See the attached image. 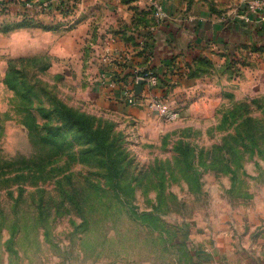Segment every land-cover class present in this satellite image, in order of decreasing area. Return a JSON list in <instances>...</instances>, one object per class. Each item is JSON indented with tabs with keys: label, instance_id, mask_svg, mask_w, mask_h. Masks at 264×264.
Returning a JSON list of instances; mask_svg holds the SVG:
<instances>
[{
	"label": "rangeland",
	"instance_id": "374dc122",
	"mask_svg": "<svg viewBox=\"0 0 264 264\" xmlns=\"http://www.w3.org/2000/svg\"><path fill=\"white\" fill-rule=\"evenodd\" d=\"M16 21H0V264H183L193 240L264 238V71L243 89L234 66L225 93L167 122L145 99L90 98L102 37L59 56ZM104 55L111 81L145 70Z\"/></svg>",
	"mask_w": 264,
	"mask_h": 264
},
{
	"label": "crops",
	"instance_id": "0c3cea01",
	"mask_svg": "<svg viewBox=\"0 0 264 264\" xmlns=\"http://www.w3.org/2000/svg\"><path fill=\"white\" fill-rule=\"evenodd\" d=\"M149 1L77 0L72 13L77 24L71 32H61L69 37L65 44L53 41L59 31L48 28L64 29L66 26L61 21H68L70 17L54 10L39 15L42 25L34 24L35 29L31 31L39 42L44 40L42 46L59 56L71 51L78 37L89 40L102 37L96 45L101 58L97 59V66L90 65L88 72L91 73L88 80L95 79V84L90 94L86 93L94 102L109 104L111 109L123 102L119 90L110 92L102 87L109 82L106 70L111 69L108 59H104L106 65L102 64L105 52L127 58L132 67L152 69L162 80L155 91L157 95L181 111L196 112L206 98L216 97L221 91L225 93L230 85L227 75L236 65L243 69L237 84L243 89L250 85V80L254 83L253 74L264 71L263 53L253 51L255 46L264 44V33L231 19L238 0H155L166 15L160 22L154 17ZM1 2L7 5L8 11L0 14V21L6 24L16 21L22 12L19 0ZM29 30L16 27L18 34ZM249 50L254 54L248 56ZM127 72L130 71L126 69L124 77ZM141 106L130 110L141 113ZM221 243V238H214V242L201 238L187 243L192 244L193 253L182 263L264 264L263 237L248 240L241 252H233L230 246L223 249ZM179 261L180 257L176 258V264H181Z\"/></svg>",
	"mask_w": 264,
	"mask_h": 264
},
{
	"label": "built area",
	"instance_id": "2783aa9c",
	"mask_svg": "<svg viewBox=\"0 0 264 264\" xmlns=\"http://www.w3.org/2000/svg\"><path fill=\"white\" fill-rule=\"evenodd\" d=\"M19 2L22 6V12L18 22L35 23L38 21L39 15L49 13L52 10L60 15L70 17L68 21H61L67 27L73 25L76 20L72 13L77 0H19ZM149 2L156 20L163 21L166 15L161 5L155 0ZM2 8L8 11V7L4 3H2ZM231 19L264 33V0H239ZM65 22L68 23L65 24ZM129 73L130 77L127 81L124 80V76H121V79H117L120 81H110L106 88L108 87L110 92L119 90L120 100L128 106H138L145 99L149 108L159 117L164 118L165 121L172 122L178 118L177 110L155 92L158 86V75L152 69L143 71L135 69ZM139 82L143 84L140 94H136L135 89Z\"/></svg>",
	"mask_w": 264,
	"mask_h": 264
},
{
	"label": "trees",
	"instance_id": "16d2710c",
	"mask_svg": "<svg viewBox=\"0 0 264 264\" xmlns=\"http://www.w3.org/2000/svg\"><path fill=\"white\" fill-rule=\"evenodd\" d=\"M18 24H20V25H18ZM18 26L19 27H28V26H33L34 24L33 23H26V22H18ZM51 28H55V27H51ZM48 29H50V27L48 28ZM253 51H256V52H264V49L262 48V47H259V48H257V47H254L253 48ZM128 74V73H127ZM125 76H128V75H125ZM125 78V77H124ZM161 84H162V80H161V78L158 76V86H157V89H159L160 88V86H161Z\"/></svg>",
	"mask_w": 264,
	"mask_h": 264
},
{
	"label": "water",
	"instance_id": "95a60500",
	"mask_svg": "<svg viewBox=\"0 0 264 264\" xmlns=\"http://www.w3.org/2000/svg\"><path fill=\"white\" fill-rule=\"evenodd\" d=\"M142 84H143L142 82H139L137 84L136 89H135L136 94H140V91H141V88H142Z\"/></svg>",
	"mask_w": 264,
	"mask_h": 264
}]
</instances>
